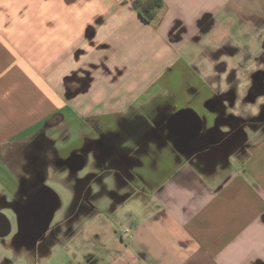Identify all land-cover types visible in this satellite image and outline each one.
<instances>
[{
    "label": "crops",
    "instance_id": "0c3cea01",
    "mask_svg": "<svg viewBox=\"0 0 264 264\" xmlns=\"http://www.w3.org/2000/svg\"><path fill=\"white\" fill-rule=\"evenodd\" d=\"M138 1L149 0H0V203L28 195L19 143L54 117L69 124L59 154L85 158L87 145L97 166L77 177L72 204L85 203L57 219L56 193L36 242L10 235L13 226L0 237V264H37L23 246L43 247L52 264L50 245L73 239L81 248L63 256L68 264H264V0H162L152 22ZM173 116L172 133L127 135L141 120L151 133ZM237 132L245 135L225 159L212 150ZM120 162L133 163L129 176ZM132 199L138 209L123 224L120 207ZM18 204L10 210L20 225Z\"/></svg>",
    "mask_w": 264,
    "mask_h": 264
},
{
    "label": "rangeland",
    "instance_id": "374dc122",
    "mask_svg": "<svg viewBox=\"0 0 264 264\" xmlns=\"http://www.w3.org/2000/svg\"><path fill=\"white\" fill-rule=\"evenodd\" d=\"M62 118V117H61ZM64 120V119H63ZM62 125V124H61ZM69 125V124H68ZM68 125H56V126H52V127H46L44 128V130L40 133H36L35 136L30 139L29 141H23L19 143V149H18V153L19 155L17 156L18 161V165L17 168L19 170V172H24L25 174L29 171V167L31 165L32 162L34 161H41L42 159L44 160H48L50 161V164H52L54 162L55 159L59 158V149L57 147L58 144V138L60 133H64V129L68 128ZM65 127V128H64ZM84 149H88L87 145L86 148L84 147ZM89 150V149H88ZM61 156V155H60ZM86 161H87V165L84 167V169L78 171L77 173H73L75 175H72L71 170H68L67 168H63V167H59L57 164H52L50 166V177L47 179V182L49 184V186L57 193L60 195L61 201H62V207L61 209L57 212L56 214V218H59V215L65 212L66 213L69 209V206H71L74 197V189L76 186V181H77V177L78 176H82L85 174H90L91 171H93L94 169H97V166L94 164L95 161L93 159V156L91 155V152H89L88 154L86 153ZM16 160V159H15ZM11 166V164H10ZM15 166V165H12ZM57 174V175H56ZM107 176V174L105 175ZM105 181H107V178L105 179ZM101 181L98 180H93L92 186H93V191L96 192V194L100 193L101 191H104L105 189L103 188V186L100 184ZM116 185V184H115ZM107 187V186H106ZM3 192V191H0ZM22 191H20L21 193ZM76 193V192H75ZM139 196H142L143 194H138ZM22 196V195H20ZM78 201H76V203H73V206H77L79 205L78 203H85L82 202L83 200L80 199V197H78ZM110 197H103L102 200L99 202V204L101 205V209L105 207V210L103 211V217L104 218H108V216L106 215V212L109 210V204H110ZM144 199V196H143ZM85 200V199H84ZM139 200L137 199H132L130 201H128L127 203H123L120 207V211L118 214L119 220H121V222L123 224H125L127 222V217H130L131 214H133V212H136L138 209V204H139ZM72 211V210H71ZM6 215H8L9 217H11V219L13 220V231L10 235H15L17 233H19L20 229V225H19V221H17L13 211H8L6 210L4 212ZM68 213H70L68 211ZM64 214V213H63ZM71 215H73V212H71ZM111 219V217H109ZM117 222H115L116 225ZM118 231H120V233L124 232V228L125 226H119L116 227ZM9 235V236H10ZM13 236H10V238H12ZM81 242L78 239H73V240H67L65 243H58V244H51L50 245V250H52V255L49 256V258H52L51 263L52 264H68L67 262H65L63 260V256L68 253L71 254L72 257H74V255L80 251L81 248ZM22 251H26L28 252V254H30V258H34L35 257V262H37V264H45L47 263V259L48 256H43L45 249L40 248V251H38L37 257L34 255V253L30 252L27 250L26 246L21 247ZM5 253H8L9 255H12V253H14V249L13 248H8L7 250H4ZM13 258H15L14 260L16 262H19L21 259L16 256L13 255ZM28 261V260H27Z\"/></svg>",
    "mask_w": 264,
    "mask_h": 264
},
{
    "label": "flooded vegetation",
    "instance_id": "af4514ba",
    "mask_svg": "<svg viewBox=\"0 0 264 264\" xmlns=\"http://www.w3.org/2000/svg\"><path fill=\"white\" fill-rule=\"evenodd\" d=\"M61 122H62L61 117H54V118H52V120H50L46 123L45 128L60 125ZM156 122H155L156 124L154 123L155 125H150L151 127L156 126L153 129L154 132H151V133L143 132L141 130V128L143 126L142 124H144L145 121L141 120V122H139V123L137 122L139 125H134L135 127H132V130H129L127 135H128V137H131L134 139H139V140H147L150 138L152 139L155 132H159L158 129L161 127H163V129L164 128L167 129V127H168V129H169V131L167 130L168 134H169V132L172 133L171 127H172V123H174V116L169 117V119L168 120L166 119L165 122H163L162 120L160 121V119L157 120ZM139 127H141V128H139ZM100 134H101V140H105L106 135L101 133V132H100ZM158 135H160V133ZM244 135L245 134L244 133L242 134L241 132L225 135L224 138H222L219 143H216V146H219L220 148L214 147L212 150L214 151L215 148H217L216 152L220 153V155L223 156V158L225 159V157H226L227 153H229V151L230 152L232 150L235 151V148H236L235 146H237V143L240 142V139ZM205 138L203 139V141L205 143L210 142L214 139V137H212V136L209 138L207 136ZM199 143L200 142H198L197 144L199 145ZM227 145H230L232 147L231 148L229 147L228 149H226L225 146L227 147ZM222 150H226L227 152L223 154ZM86 151H87V149H82L79 152H83V154L85 155L87 153ZM109 155L112 156L113 151H110ZM190 155L191 156H189V159L195 157L194 154H190ZM71 156H72L71 154L66 155L65 157H62L59 155V158L55 159L52 164L53 165L57 164L60 168L61 167L67 168L68 170L72 171V172H70V173H72V175H75L73 173H77L78 171L74 172V170H73V168L76 167L75 166L76 164H75V162H73V160H71V158H70ZM113 162H115V161L111 160L110 165H112ZM52 164H50V161L44 160V159H42L39 162H37V161L32 162L30 167H29L30 179L24 180L25 188L22 190V191H27L28 195L23 200L19 201V204H18V202L17 203L16 202L11 203V202H4V201H2V203H0V209L4 207V209L8 210V211L11 209V207H14V205L18 204V207H19L20 212H21V214H20L21 219L24 218V219H22L23 223H24L23 227H25V229H26L27 236L36 234L38 229H39V225L41 224L40 221H35L34 217L31 215L32 211L30 210V207H32V205L30 206V204H31L32 198L34 196L41 195V197L43 198L45 195L44 194L45 191H52V189L49 187V184L47 182V179L51 176L50 175V171H51L50 166ZM117 168L119 169V172L121 174L126 175V176H129L130 173H132V170L134 169L133 163L131 164V167H130L127 164H123V162H120V164L117 166ZM44 199L46 200V197H44ZM12 222H13V220L11 219V230H12Z\"/></svg>",
    "mask_w": 264,
    "mask_h": 264
},
{
    "label": "water",
    "instance_id": "95a60500",
    "mask_svg": "<svg viewBox=\"0 0 264 264\" xmlns=\"http://www.w3.org/2000/svg\"><path fill=\"white\" fill-rule=\"evenodd\" d=\"M184 112V111H182ZM188 113V111H186ZM194 116L198 120V131L197 135L199 134L202 126V121L198 115H196L194 112H192ZM73 162H75V168L73 170H80L85 165V158L82 154H79L77 152L73 153L70 157ZM47 193V197L49 199V204L47 205V209L44 205V197L42 198L41 195L37 196L34 209L35 211H32L31 215L34 217L35 221H40L41 224L39 225V229L36 234L30 235L29 238L34 239V242H36L39 238L43 236V234L47 231L49 224L51 220L53 219L54 213L57 209V206L59 204V199L55 191H45L44 194ZM46 197V198H47ZM39 200V201H38ZM21 217V216H20ZM20 219V237L21 239L27 238V233L25 227H22L24 218ZM11 232V221L10 219L2 212H0V237H5Z\"/></svg>",
    "mask_w": 264,
    "mask_h": 264
},
{
    "label": "trees",
    "instance_id": "16d2710c",
    "mask_svg": "<svg viewBox=\"0 0 264 264\" xmlns=\"http://www.w3.org/2000/svg\"><path fill=\"white\" fill-rule=\"evenodd\" d=\"M136 6L140 15L147 21L152 22L159 9L164 6L162 0L138 1Z\"/></svg>",
    "mask_w": 264,
    "mask_h": 264
}]
</instances>
